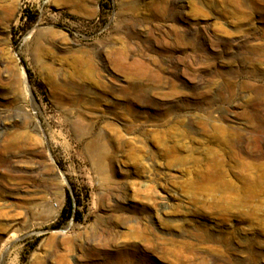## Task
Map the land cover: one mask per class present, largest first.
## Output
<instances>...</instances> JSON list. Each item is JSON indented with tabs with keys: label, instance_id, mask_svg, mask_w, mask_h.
Wrapping results in <instances>:
<instances>
[{
	"label": "rangeland",
	"instance_id": "1",
	"mask_svg": "<svg viewBox=\"0 0 264 264\" xmlns=\"http://www.w3.org/2000/svg\"><path fill=\"white\" fill-rule=\"evenodd\" d=\"M0 264H264V0H0Z\"/></svg>",
	"mask_w": 264,
	"mask_h": 264
},
{
	"label": "trees",
	"instance_id": "2",
	"mask_svg": "<svg viewBox=\"0 0 264 264\" xmlns=\"http://www.w3.org/2000/svg\"><path fill=\"white\" fill-rule=\"evenodd\" d=\"M62 216L63 218H75V211L73 208V202L71 197H68V202L66 207L64 208L63 212H62Z\"/></svg>",
	"mask_w": 264,
	"mask_h": 264
},
{
	"label": "bare ground",
	"instance_id": "3",
	"mask_svg": "<svg viewBox=\"0 0 264 264\" xmlns=\"http://www.w3.org/2000/svg\"><path fill=\"white\" fill-rule=\"evenodd\" d=\"M211 176V175H210Z\"/></svg>",
	"mask_w": 264,
	"mask_h": 264
}]
</instances>
